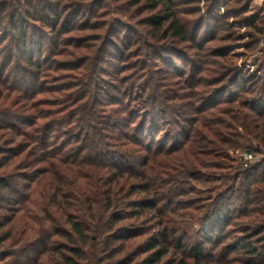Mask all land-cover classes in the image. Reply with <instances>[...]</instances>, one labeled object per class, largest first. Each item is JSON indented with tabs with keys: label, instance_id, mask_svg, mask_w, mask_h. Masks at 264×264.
Here are the masks:
<instances>
[{
	"label": "trees",
	"instance_id": "1",
	"mask_svg": "<svg viewBox=\"0 0 264 264\" xmlns=\"http://www.w3.org/2000/svg\"><path fill=\"white\" fill-rule=\"evenodd\" d=\"M34 1L25 0L24 6L19 0L1 5L0 27L5 20L3 14L9 10L10 28L3 35H19L25 62L40 73L42 66L34 62V55H26V25L36 20L51 33L60 27L66 34L75 19L102 0H72L78 5H67L62 10L58 3L62 0L41 1L33 6ZM141 1L136 0L137 4ZM219 3L214 0L216 6ZM146 7L156 11L148 22L155 33L152 37L161 33L163 43L191 42L197 49V60L192 62L189 74L182 72L179 76L185 82L182 94L167 92L160 79L149 76L117 78L119 97L108 116L99 121V110L93 104L97 88L89 75L85 76L89 77L85 78L88 84L77 94V101L85 103L77 108L75 121L67 116L38 126L41 116L35 104L26 107L22 116L7 114L24 129L6 127L10 132L0 135V264H161L169 255L173 258L164 264H190L191 259L194 264H207L202 258L204 248L186 247L178 236L179 230L170 228L172 220L161 222L162 230L140 244L138 253L147 257L135 262L127 256V245L145 232H124L120 226L147 212L162 221L169 210L161 209L160 203H164L162 207H180L181 198L200 194L197 187L218 191L214 198L207 199L206 205L195 203L193 210L201 221L210 222L219 230L217 247L222 248L217 260L237 250L250 257L244 264H264V160L233 176L216 174L232 168H226L216 158L229 160L230 152L243 149V141L253 140L264 149V66L241 84L243 71L229 59V48H207L205 44L213 39L196 46L203 20L198 21L190 39L174 0H148ZM248 9L249 6L242 13ZM67 10L66 17L70 19L62 22ZM248 27L264 38L263 29L254 23ZM111 31L113 38L114 30ZM55 41H59L58 37ZM37 43L41 51V40ZM121 47L125 48V44ZM131 47L129 44L125 51L128 53ZM159 47L152 57L154 61H162L164 54L171 55L167 45ZM89 59L81 66L90 62L84 67V72L90 73ZM12 62L10 52L6 67ZM148 64H144V69ZM124 73L125 69L120 71L121 76ZM133 104L143 108L136 111ZM106 132L115 135L118 143L105 141ZM77 134L79 140L75 141ZM155 134L162 135L159 142ZM163 169L168 171L166 178ZM260 170L261 178H253ZM137 194L147 198L138 203L132 201ZM19 213L22 214L17 218ZM237 217L248 218L249 225L240 230L242 236L230 250L222 243V233ZM59 227L68 228V232ZM172 243L182 253L180 257L171 251ZM122 253L126 254L120 257Z\"/></svg>",
	"mask_w": 264,
	"mask_h": 264
},
{
	"label": "rangeland",
	"instance_id": "2",
	"mask_svg": "<svg viewBox=\"0 0 264 264\" xmlns=\"http://www.w3.org/2000/svg\"><path fill=\"white\" fill-rule=\"evenodd\" d=\"M19 1L24 6L25 0ZM41 1L50 3L52 0H35L32 5L36 6ZM89 1L97 2L98 0ZM5 2H11V0H0V7ZM147 2L148 0H143L137 4L136 0H102L98 6L93 5L90 11H84L79 18L75 19L67 28L66 32L68 33L66 34H63V29L60 27L54 34L36 20L31 21L26 25L28 27L27 42L25 44L28 48L26 55H34V62L42 66L40 73L37 72V69L29 67V64L25 62V54L19 48V44H21L18 38L19 35L11 33L8 37L3 35L10 28L8 23L10 11H5L6 13L3 14L5 20L0 27V127L3 126L0 135L10 132L6 127H16L23 130L24 127H18L16 120H11L7 114L22 116L26 107L32 106V104L37 106L39 116H41L37 120L38 126L47 125L67 116L73 117L75 121L77 119L75 117L77 108L85 103V100L77 101V94L84 89V85L88 84L89 77L86 78L85 76L89 75L94 80L93 85L97 88L93 104L99 110L97 117L99 121L108 116V112L113 108L116 98L119 97L116 91L119 88L117 78L122 80L124 76H127L126 78H132V76L145 78V76H149L160 79L159 83L164 87L167 86V92L177 94L180 91L182 94L183 91L181 90L185 88L182 85L185 82L179 76L182 72L189 74L192 62L197 60L195 57L197 49L191 42L176 43V41H173V43H163L162 37H160L161 33H156L159 36L157 38L152 37L155 33L148 22L156 15V11L146 9ZM219 2L220 5L216 6L214 0H174V4L177 5L178 16L186 26L190 39H192L198 26V21H204L196 46L204 45L207 40L213 39L212 43H208L209 45L205 44L207 48L227 47L232 51L229 59L243 71V79L240 82L242 84L244 78L256 74L264 66V38L258 36L248 27L249 24L254 23L264 30V0H219ZM58 3H60L61 10L67 5L69 7L78 5L72 0H62ZM247 6H249L248 11L242 13ZM68 13L69 10L64 14L62 22L68 20L69 17H66ZM48 21L52 22L53 20ZM87 24L88 29L86 28ZM80 27L83 29L80 31L75 30ZM72 28L74 30L69 32ZM18 30H21L20 27ZM111 30H114L113 38H111ZM56 37L59 39L58 42L55 41ZM39 40H41V51H39L37 43ZM123 43L125 48L129 44L132 45L128 53L124 47H121ZM165 45H167V50H172L169 51L171 55L164 54L162 61H154L152 57L158 52L159 46L164 48ZM248 46L251 47L247 48ZM141 51L142 55L140 54ZM10 52L13 56V62L6 67ZM87 59L91 60L90 73L88 70L84 72V67L89 65L90 62L81 66V63ZM122 60H125V62L122 63ZM148 62V67L144 69V64ZM124 69L126 73L121 76L120 71ZM33 76H35V79ZM233 91L234 89H231L229 92L232 93ZM122 98L125 99L124 96ZM225 99L219 100V104H223ZM93 104L90 106H93ZM133 106L136 107V111L143 108V105L140 107L138 104H133ZM136 120L137 123L140 122V119ZM165 124L163 129H166ZM147 134L150 135V133ZM241 134L243 135V132ZM105 136H107L105 141L108 143L114 145L118 143L117 137L110 132H106ZM154 136H157V142H159L158 140L162 135L155 134ZM69 138H73L71 134H69ZM76 138L75 141L79 140V134ZM242 146L243 149L229 153V160L216 158L219 162H223L226 168L232 167L226 171L220 170L216 174L225 172V174L233 176L238 174L237 172H240L241 169L256 166L264 160V149L259 147L255 141L247 139L243 141ZM247 148H251L252 151H248ZM245 155L253 156V160L247 167L244 161ZM137 170H139L138 167ZM163 172V177L168 175L167 169H163ZM261 173L260 170L253 175V178H261ZM242 180L244 178L238 180V184ZM131 182L139 184L138 181L132 180ZM166 182L168 181L166 180ZM196 189L200 191V194L181 198L179 202L183 204L180 207H162L164 203H160L159 207L161 209L169 210L168 213L164 214L165 217H162V221L160 218L155 217L153 213L147 212L139 218L129 219V221L120 224L122 226L121 231L125 230L124 232L131 230L140 233L145 232V235L141 238L129 242L127 256L136 259L135 262H141L147 256H141L138 253L137 248L140 244L162 230L161 222L172 223L173 221L170 228L179 230L178 236H181V240L186 247L196 248L201 246L204 248L205 255L202 258L207 264H244V262L250 260L248 255L237 250L231 253L229 251L226 257L217 260V252L222 248L217 247L219 243L217 233L219 230L214 228L210 222L201 221L197 212L193 210L196 208L195 203L206 205L207 199L213 197L218 191L211 192L203 187H197ZM146 198L144 194H137L131 200L138 203ZM194 198L197 199L189 201ZM191 205L195 206L189 207ZM184 207H187V209ZM238 207L240 206L238 205ZM165 210H162V212ZM135 212L140 213L139 210ZM171 212H174V214H170ZM21 214L19 213L17 218ZM247 225H249L248 218H232L230 225L223 230V245L230 248V250H234L235 243L242 236L240 230L246 228ZM59 228L62 229V232H68L66 231L68 228ZM93 239L95 240V238ZM60 241L65 242L63 239ZM176 247V244L172 243L171 251L176 254V257H180L182 253H179ZM85 252L88 255L91 254L88 250H85ZM125 254L122 253L120 257L125 256ZM213 255H215L214 258ZM171 256L165 258L161 264L173 258ZM212 259L220 263H216L217 261L212 263ZM93 263L95 264V261ZM189 263L194 264L193 259L189 260Z\"/></svg>",
	"mask_w": 264,
	"mask_h": 264
},
{
	"label": "built area",
	"instance_id": "3",
	"mask_svg": "<svg viewBox=\"0 0 264 264\" xmlns=\"http://www.w3.org/2000/svg\"><path fill=\"white\" fill-rule=\"evenodd\" d=\"M253 160V156L252 155H245L244 156V161H245V165L246 167L248 166V164Z\"/></svg>",
	"mask_w": 264,
	"mask_h": 264
}]
</instances>
